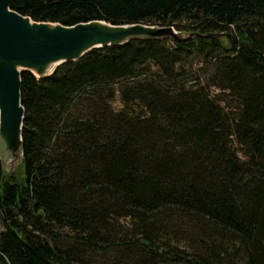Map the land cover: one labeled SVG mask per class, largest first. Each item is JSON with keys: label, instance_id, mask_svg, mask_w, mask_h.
<instances>
[{"label": "trees", "instance_id": "obj_1", "mask_svg": "<svg viewBox=\"0 0 264 264\" xmlns=\"http://www.w3.org/2000/svg\"><path fill=\"white\" fill-rule=\"evenodd\" d=\"M10 8L231 38L136 40L23 73V160L6 177L0 163V264H264V0Z\"/></svg>", "mask_w": 264, "mask_h": 264}, {"label": "water", "instance_id": "obj_2", "mask_svg": "<svg viewBox=\"0 0 264 264\" xmlns=\"http://www.w3.org/2000/svg\"><path fill=\"white\" fill-rule=\"evenodd\" d=\"M11 0H0V163L5 177L22 163L23 121L21 75L36 80L48 78L61 65L76 62L94 49L122 46L131 41L180 43L194 37L222 38L230 34H206L178 31L155 25H112L94 20L64 26L39 22L10 8Z\"/></svg>", "mask_w": 264, "mask_h": 264}, {"label": "rangeland", "instance_id": "obj_3", "mask_svg": "<svg viewBox=\"0 0 264 264\" xmlns=\"http://www.w3.org/2000/svg\"><path fill=\"white\" fill-rule=\"evenodd\" d=\"M200 65H197L196 66V64L194 63V65H192V66H189L188 68H190L191 70H195V69H197V67H199ZM213 94H215V93H213ZM213 94H211V95H213ZM112 106H113V108L115 109V110H119L120 109V107H121V104H120V102H119V97L118 96H116V98L114 99V101L112 102ZM239 155H241L240 153H239ZM18 168V167H17ZM16 168V169H17ZM15 169V170H16ZM120 223L121 224H123L124 223V221H120ZM4 230V228H3V225H2V220H1V215H0V233L2 232Z\"/></svg>", "mask_w": 264, "mask_h": 264}]
</instances>
